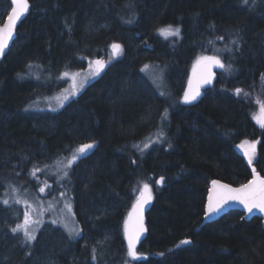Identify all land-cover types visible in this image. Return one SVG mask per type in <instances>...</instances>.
Segmentation results:
<instances>
[{"label":"trees","instance_id":"16d2710c","mask_svg":"<svg viewBox=\"0 0 264 264\" xmlns=\"http://www.w3.org/2000/svg\"><path fill=\"white\" fill-rule=\"evenodd\" d=\"M29 3L0 56V205L13 185L73 199L81 235L56 252L58 264H264L260 218L230 210L204 220L210 180L241 185L253 169L264 177V127L253 117L257 95L264 99V0ZM9 8L0 0V26ZM168 26L180 35L161 34ZM200 56H218L231 68L220 69L198 102L185 103ZM93 59H106L103 71L60 110L31 109L62 72ZM151 69L167 97L151 84L142 88ZM157 130L161 143L141 151L146 133ZM89 143L86 156L65 167ZM252 144L249 163L243 150ZM144 183L152 203L137 251L145 258L133 259L124 220ZM28 260L17 254L4 264Z\"/></svg>","mask_w":264,"mask_h":264},{"label":"rangeland","instance_id":"374dc122","mask_svg":"<svg viewBox=\"0 0 264 264\" xmlns=\"http://www.w3.org/2000/svg\"><path fill=\"white\" fill-rule=\"evenodd\" d=\"M4 24H6V18L3 22ZM172 29L174 30L175 28ZM96 60L103 59H93L88 61L83 68L62 72L59 79L52 82L54 88L48 90L45 95L38 97L30 105L31 109L60 110L70 98L81 93L89 83L97 78V76L91 75L97 67L94 63ZM103 61L106 62V59ZM64 73H67V75H64ZM146 76L147 80L145 78L146 83H142V88L146 89L145 86L153 88L152 86H155L159 95L167 97L163 89L164 85L161 76L155 73L153 69ZM73 92H75V95H73ZM65 96L68 97L67 100L64 99ZM263 105L264 99L262 100L261 94H258L255 99V107L253 108V117L259 125H262L264 121ZM150 109V119H152L155 114V108L152 107ZM160 133V130L150 134L146 133L142 144H140L142 149H152V146L160 144L162 141ZM145 144H148L149 147L144 148ZM58 167H63V165L59 164ZM65 171L62 168L60 173L62 177H64ZM62 193L65 194L62 191L55 196L45 197L42 192L38 193L28 188L15 187L14 185L6 190L0 205V264H4L6 260H13L17 254L23 257L27 256L29 264H58L54 257L56 252H63L64 249L68 248L70 241L80 237L70 238L64 225L66 224L68 228L79 229L81 232L74 213L73 199L68 197L67 194L62 195ZM4 200L8 201V205L3 204ZM65 204H71L70 212L65 207ZM25 213H28L29 216L28 230L36 236V240L30 243L26 242V237L22 230L17 233H12L11 231V228L18 223L23 224ZM52 221H56V223L54 224Z\"/></svg>","mask_w":264,"mask_h":264},{"label":"snow or ice","instance_id":"6c2138e0","mask_svg":"<svg viewBox=\"0 0 264 264\" xmlns=\"http://www.w3.org/2000/svg\"><path fill=\"white\" fill-rule=\"evenodd\" d=\"M253 3H255V0H252ZM243 5L249 6V0H242ZM11 11L8 16V22L4 24L3 26H0V56L4 55L5 49L8 47V42L12 38L14 29L16 26V23L29 11L30 3L29 0H11ZM131 20H128L127 23H131ZM161 34L164 35H172V36H179L180 35V29L175 28L172 29L171 26H168L166 29H160L159 30ZM113 49V55H119L120 52H122V47L118 43H113L111 45ZM95 65H97L94 72L91 73L93 76H98L101 71H103L105 67V61L103 60H96L94 61ZM205 65L208 69L207 75H203L200 77L196 84V90H192V81H189V91H186L184 94V102L185 103H191L194 101L197 96L200 95L199 87L200 84H211L212 82V73L210 71L212 66H216L225 70H229L231 68V65H225L221 59L218 56H200L197 60V65ZM145 68L148 67V65L144 66ZM64 75H67V73H64ZM87 79V78H85ZM83 87V85H81ZM236 93L239 95L242 90L237 88ZM163 94V93H162ZM73 95H75V92H73ZM65 100L68 99L67 96L64 97ZM63 106V104H61ZM55 110V109H53ZM163 118V117H162ZM262 127H264V124H262ZM160 135L162 136L163 133L161 132ZM245 144H248L247 141L244 142ZM94 147L93 144H84L77 148L75 150V153L71 156V159L68 161L67 165L65 167H71L74 162L78 160L79 156H86L87 150H90ZM134 147H139L138 145H135ZM149 145L145 144L144 148H148ZM250 147L254 150L255 144L250 145ZM143 149H141L142 151ZM249 156V163L252 162L251 155L249 153H245ZM35 171H39V169H36ZM35 171L33 172V175H35ZM253 172H255V169H253ZM69 173L67 171L64 172V177H67ZM159 182H163V177H161V180ZM213 188L209 191V203L207 207L206 216H209L213 213H218L222 210L223 206L227 204L229 201H238L240 204L244 206V208L247 210V212L251 213L253 209H258L261 212H264V179H261L259 176H256L255 179L250 181L248 184L241 185L239 188H232L229 185L226 184H220L219 181H213ZM41 192L44 191V188L40 189ZM62 195H65L62 193ZM151 199V191L149 184L144 183L143 188L140 191V196L137 199L136 203L133 204L132 213H130V217L135 215L137 217L138 225L139 227L136 230H132L129 227L128 221H125V237L128 242V256H130L133 259L140 258L137 255L136 251V244L137 241L140 239L141 233L145 230L143 226V207L145 204H147ZM4 205H8V201H3ZM65 207L71 211V204H65ZM52 223H56V221H52ZM28 224H29V216L28 213L24 214V222L23 224H17L15 227L11 228L12 233H17L19 231H23L24 236L26 237V242L30 243L34 240H36V236L32 234L28 230ZM64 227L67 229L69 233V237H75L80 236L81 232L79 229L76 228H68L65 224ZM191 243L190 240H183L181 241V244H189ZM93 259H96L95 257V249H93Z\"/></svg>","mask_w":264,"mask_h":264},{"label":"water","instance_id":"95a60500","mask_svg":"<svg viewBox=\"0 0 264 264\" xmlns=\"http://www.w3.org/2000/svg\"><path fill=\"white\" fill-rule=\"evenodd\" d=\"M9 5H10V8H9L8 13H7L6 23L8 22V16H9L10 11H11V6H12L11 5V0H9ZM220 69L221 68L216 67V66H212L211 67V69H210V71L212 73V82H211V84H203V83H201L200 87H199L200 95L197 96V98L194 101H192L191 103L198 102L202 98L204 91L209 89V88H212L214 86V84L216 82V79H217V73L220 71ZM207 72H208V69L206 68L205 65H203V64L197 65V62H196L195 65L193 66V68L191 69L189 75H188V78H187V81H186V84H185V88H184V94H185L186 91H189V81L190 80L192 81V90L195 91L198 79L200 77H202L203 75H207ZM249 150H252V148L250 147ZM243 152L245 154L246 152H248V149L243 150ZM256 176H259L261 179H264V177L258 171L255 170V172L252 171L251 178L249 180H247L245 183L241 184V185L248 184L250 181L255 179ZM213 181H219L220 184H226V185H229L232 188H239L241 186V185H232V184L227 183V182H225V181H223L221 179H218V178H213L212 180H210V182L208 184V190H207V194H206V202H205V208H204V220L205 221H207V222L214 221V220H217L219 217H221L223 214H226L227 212H229L230 210H238V211L243 213L245 220H250L254 216L260 218L262 227L264 228V212H261L258 209H253V211L251 213H249L244 208V206L242 204H240L238 201H229L227 204H225L223 206L222 210L219 211L218 213H213V214H210L209 216H206L205 214L207 212V207H208V203H209V200H208L209 191H210V189L213 188V184H212ZM139 196L134 200V202L132 203V205H131V207H130V209H129L126 217H125V221H128L129 227L132 230H136L139 227L138 221H137V217L135 215L130 217V213H132V209H133V204L136 203V201L139 198ZM151 203H152V195H151L150 201L147 204H145L144 207H143V226H144L145 230L141 233L140 239L137 241L136 251H137V248H138L139 244L143 241V239L145 238L146 233H147L146 213L148 212ZM125 221H124L123 231H124V240H125V243H126V246H127V249H128V242H127V239L125 237ZM137 255H138V257H140V258H137V259L145 258V255L144 254H140L138 251H137Z\"/></svg>","mask_w":264,"mask_h":264}]
</instances>
